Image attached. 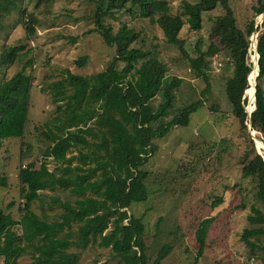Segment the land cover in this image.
Masks as SVG:
<instances>
[{
    "label": "trees",
    "instance_id": "obj_1",
    "mask_svg": "<svg viewBox=\"0 0 264 264\" xmlns=\"http://www.w3.org/2000/svg\"><path fill=\"white\" fill-rule=\"evenodd\" d=\"M52 1L36 0V5ZM90 1L97 4L94 31L106 45L113 46L116 53L102 71L81 75L65 69V76L50 84L52 102L62 104L57 105L62 115L55 117L52 123H45L50 134L46 131L44 134L52 144L44 150L43 156L51 157L56 167L50 171L29 163L20 169V192L25 201L19 203L18 210L26 213L27 228L23 233L15 230L19 221L10 211L0 209V258L4 264H18L17 259L26 254L28 248L32 249L29 254L35 264H79L80 251L93 246L109 248V256L116 258L118 264L148 262L143 220L126 210L132 202L147 198L145 180L149 172L140 166L155 150L153 139L163 136L172 126L187 125L190 114L201 102L183 107L168 122L153 128V122L168 115L174 90L181 79L173 77L163 86L167 66L157 57L158 51L134 47L138 33L126 23H121L113 32L110 25L103 23L107 16L125 11L157 24L166 43L176 46L196 77L205 82L201 91L204 95L211 86L207 56L215 55L218 47L210 45L205 53L192 57L184 47L185 40L180 38V32L184 25L194 31L201 30L203 13L221 7L222 14L214 17L213 24L224 42L226 68L231 69L224 84L231 114L241 129H246L249 122L251 129L259 131L264 138V27L256 48L255 109L248 119L244 108L247 100L242 97L250 87L249 36L256 27L252 19L241 30L228 0H198L195 3L183 0L175 13L171 12L166 0ZM0 7L7 9L4 3H0ZM252 9L256 15L262 14L264 0H256ZM26 13L25 9L20 10V23L26 26L29 37L35 30L37 18L33 13ZM25 48V44L5 48L0 54V66L15 62L18 52ZM86 60L87 56H81L75 62L82 66ZM31 62L29 59L21 70L0 82V148L4 139L24 134L32 82L25 70ZM118 62L123 63L121 68L117 67ZM159 92L162 100L154 108L151 100ZM249 141L253 145V141ZM242 164V177H250L255 182L254 198L258 204L251 205L246 217L253 226L244 228L240 238L251 250L262 249L264 263V160L252 147L251 152L243 156ZM6 185V176L0 175V186ZM45 190L52 194H42ZM57 191L67 192L68 196L63 199ZM44 196L61 209L52 220L31 210L32 201ZM222 202L223 198L217 197L211 206ZM13 205L10 201L7 210ZM213 220L212 216L205 217L197 225L198 256L204 250ZM171 249L169 243L164 244L152 264H160Z\"/></svg>",
    "mask_w": 264,
    "mask_h": 264
},
{
    "label": "rangeland",
    "instance_id": "obj_2",
    "mask_svg": "<svg viewBox=\"0 0 264 264\" xmlns=\"http://www.w3.org/2000/svg\"><path fill=\"white\" fill-rule=\"evenodd\" d=\"M166 1L171 12L175 13L183 0ZM187 1L195 3L198 0ZM255 1L228 0L236 25L241 30L253 19L256 28L249 36L252 44L254 41L257 43L264 27V15H256L252 9ZM0 3L7 7L6 10L0 7V54L5 48L15 45L25 44L26 47L18 52L15 62L0 66V82L10 78L32 59L25 70L32 82L24 134L4 139L0 148V175L7 178V185L0 186V209L12 213L19 221L14 229L23 233L27 228V215L18 210L19 203L25 201L20 192L19 171L29 163L50 171L56 167L51 157L43 156L44 150L52 144L44 134V131L47 132L45 123H52L55 117L62 115L57 106L62 104L52 102L50 84L62 79L65 69L81 75L102 71L116 52L94 31L97 4L90 0H54L37 5L36 0H0ZM22 9L37 18L35 30L29 37L26 26L20 23ZM219 14H222L221 7L204 12L201 30L194 31L184 25L180 32V38L185 40L184 47L192 57L205 53L210 45L218 47L215 55L207 56L211 86L204 95L201 91L205 82L196 77L178 48L166 43L157 24L125 11L103 20L113 32L121 23H126L138 33L134 47L158 51L157 57L167 66L163 86L173 77L181 79L179 87L174 90L168 115L153 122V128L168 122L183 107L195 101L201 102L190 114L187 125L172 126L163 136L153 139L155 150L140 166V169L149 172L145 180L147 198L132 202L126 210L143 220L147 264H152L159 249L168 243L172 249L160 264H264L262 249L251 250L240 238L244 228L253 226L246 217L251 205L258 204L254 198L255 182L250 177H242V160L252 147L264 160V150L257 145L258 141L264 145V138L259 131L250 129L249 122L246 129H241L231 114L224 85L231 69L226 68L224 42L213 24L214 17ZM24 20L27 21L26 17ZM81 56H87V60L79 66L75 61ZM122 65V62L117 63L118 68ZM256 70L258 72V66ZM256 78L257 74L255 84ZM246 97L244 108L249 113L254 104H250L252 100L248 92ZM161 100L162 93L159 92L151 100V105L156 108ZM51 129L54 130V127L51 126ZM255 131L257 135L253 134ZM249 139L253 145H250ZM41 193L52 194L46 190ZM56 194L63 199L68 196L64 191H57ZM220 196L223 202L212 207L211 203ZM10 201L14 205L7 210L6 205ZM31 210L48 220L56 218L61 211L48 197L32 201ZM210 216L214 220L208 228L204 250L198 256L195 230L203 218ZM31 250L28 248L26 254L17 259L18 264H35L29 254ZM109 251V248L94 246L81 250L79 264H95V260L97 264H118L116 258L109 256ZM0 264H4L2 258Z\"/></svg>",
    "mask_w": 264,
    "mask_h": 264
},
{
    "label": "bare ground",
    "instance_id": "obj_3",
    "mask_svg": "<svg viewBox=\"0 0 264 264\" xmlns=\"http://www.w3.org/2000/svg\"><path fill=\"white\" fill-rule=\"evenodd\" d=\"M255 34H257V33H255ZM253 37V36H252ZM254 38H255V36H254ZM255 40V39H254ZM253 46V49H252V46ZM256 48H257V44H256V42L254 41L253 42V44H252V39H251V42H250V48H249V52H248V60H249V57H250V60H249V62H248V64L251 66V68H252V70H251V73L249 74V85H250V87H249V89L248 90H246V92H248V95L251 97V105L253 106V104H254V88H253V86L255 85V77H256V73H257V70H256V67H257V51H256ZM251 49L252 50H254L252 53L250 52L251 51ZM254 67H253V66ZM250 79H251V82H250ZM245 92V97H246V93ZM247 98V97H246ZM248 99V98H247ZM250 109V108H249ZM253 134L254 135H257L258 133L255 131V132H253ZM257 145H258V147L260 148V149H263L264 150V145H263V143H262V141L260 142V141H258V143H257Z\"/></svg>",
    "mask_w": 264,
    "mask_h": 264
},
{
    "label": "water",
    "instance_id": "obj_4",
    "mask_svg": "<svg viewBox=\"0 0 264 264\" xmlns=\"http://www.w3.org/2000/svg\"><path fill=\"white\" fill-rule=\"evenodd\" d=\"M263 15H264V12L262 13ZM258 40V39H257ZM257 44V43H256ZM248 51H249V49H248ZM257 60H258V58H257ZM257 74V76H258V72L256 73ZM256 85V84H255ZM255 85H254V89H255ZM243 98H244V96H243ZM254 100H255V98H254ZM255 109V103H254V107H253V109L251 110V111H253ZM247 112V111H246ZM250 115H251V112H249V113H247V118L249 119L250 118ZM250 127H251V125H250ZM251 129V128H250ZM250 134H251V131H250Z\"/></svg>",
    "mask_w": 264,
    "mask_h": 264
},
{
    "label": "clouds",
    "instance_id": "obj_5",
    "mask_svg": "<svg viewBox=\"0 0 264 264\" xmlns=\"http://www.w3.org/2000/svg\"><path fill=\"white\" fill-rule=\"evenodd\" d=\"M249 46H250V42H249ZM249 49V48H248ZM249 52V51H248ZM248 80V79H247ZM248 85H249V82H248ZM254 94H255V91H254ZM245 98V97H244ZM255 98V97H254ZM254 103H255V100H254ZM250 124V123H249Z\"/></svg>",
    "mask_w": 264,
    "mask_h": 264
}]
</instances>
